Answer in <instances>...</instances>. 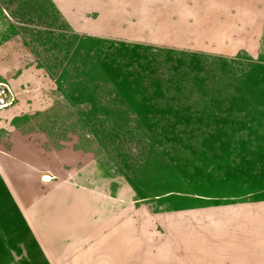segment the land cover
Returning <instances> with one entry per match:
<instances>
[{"label":"rangeland","instance_id":"374dc122","mask_svg":"<svg viewBox=\"0 0 264 264\" xmlns=\"http://www.w3.org/2000/svg\"><path fill=\"white\" fill-rule=\"evenodd\" d=\"M12 39L33 62L25 83L10 86L12 104H22L8 122L16 131L1 129L0 140L20 134L86 150L134 186L139 209L264 201L258 53L94 35L54 0H0V43ZM154 223L151 233L165 235Z\"/></svg>","mask_w":264,"mask_h":264},{"label":"crops","instance_id":"0c3cea01","mask_svg":"<svg viewBox=\"0 0 264 264\" xmlns=\"http://www.w3.org/2000/svg\"><path fill=\"white\" fill-rule=\"evenodd\" d=\"M54 1L94 35H155L264 60V0ZM32 58L18 39L0 43V82L10 92ZM21 104L0 108V130L16 131L8 122ZM231 206L139 209L134 186L86 150L20 134L0 140V264H264V201ZM153 220L165 235L151 233Z\"/></svg>","mask_w":264,"mask_h":264},{"label":"built area","instance_id":"2783aa9c","mask_svg":"<svg viewBox=\"0 0 264 264\" xmlns=\"http://www.w3.org/2000/svg\"><path fill=\"white\" fill-rule=\"evenodd\" d=\"M13 103V97L7 84L0 82V108L8 107Z\"/></svg>","mask_w":264,"mask_h":264}]
</instances>
